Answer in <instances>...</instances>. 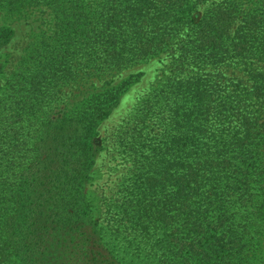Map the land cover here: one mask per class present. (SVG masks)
<instances>
[{
  "label": "trees",
  "instance_id": "trees-1",
  "mask_svg": "<svg viewBox=\"0 0 264 264\" xmlns=\"http://www.w3.org/2000/svg\"><path fill=\"white\" fill-rule=\"evenodd\" d=\"M34 8L50 26L0 62V264H264V0H0ZM161 53L103 226L87 185L122 92L68 87Z\"/></svg>",
  "mask_w": 264,
  "mask_h": 264
},
{
  "label": "rangeland",
  "instance_id": "rangeland-1",
  "mask_svg": "<svg viewBox=\"0 0 264 264\" xmlns=\"http://www.w3.org/2000/svg\"><path fill=\"white\" fill-rule=\"evenodd\" d=\"M33 10L19 17L17 14H6L0 9V25L8 26L9 29L13 28L9 43L0 53V62H3L8 54H19L28 41L33 40L41 30L50 26V16L45 13L42 15L35 8ZM170 61L171 56L168 53H161L130 64L110 75L100 77L93 74L83 77L68 87L70 101H75L91 92H102L107 87L119 88L122 92L97 127L98 133L95 139L101 148L92 165L91 179L87 185L95 216L102 221L103 226L106 225L103 217L108 198L115 192L121 174L129 165L117 140L120 130L130 122L131 115L140 100L168 74ZM262 231L264 233V227Z\"/></svg>",
  "mask_w": 264,
  "mask_h": 264
}]
</instances>
